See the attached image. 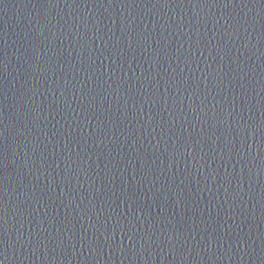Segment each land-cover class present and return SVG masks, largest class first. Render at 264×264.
<instances>
[{"label":"water","instance_id":"obj_1","mask_svg":"<svg viewBox=\"0 0 264 264\" xmlns=\"http://www.w3.org/2000/svg\"><path fill=\"white\" fill-rule=\"evenodd\" d=\"M0 264H264V0H0Z\"/></svg>","mask_w":264,"mask_h":264}]
</instances>
